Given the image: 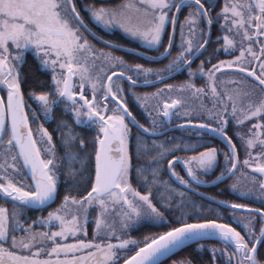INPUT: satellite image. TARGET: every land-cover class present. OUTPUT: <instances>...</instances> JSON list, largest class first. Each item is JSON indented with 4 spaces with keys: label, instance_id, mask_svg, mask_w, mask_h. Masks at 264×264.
Returning a JSON list of instances; mask_svg holds the SVG:
<instances>
[{
    "label": "snow or ice",
    "instance_id": "6c2138e0",
    "mask_svg": "<svg viewBox=\"0 0 264 264\" xmlns=\"http://www.w3.org/2000/svg\"><path fill=\"white\" fill-rule=\"evenodd\" d=\"M27 52L49 79L23 77ZM225 180L249 202L199 191ZM142 224L162 230L133 238ZM192 244L209 259L173 264H264V0H0V264H161Z\"/></svg>",
    "mask_w": 264,
    "mask_h": 264
},
{
    "label": "flooded vegetation",
    "instance_id": "af4514ba",
    "mask_svg": "<svg viewBox=\"0 0 264 264\" xmlns=\"http://www.w3.org/2000/svg\"><path fill=\"white\" fill-rule=\"evenodd\" d=\"M87 2H92V0H87ZM107 2L110 3V4H117V3H120L121 0H107ZM186 11H187V9L183 10V12L181 13L180 19H183L184 12H186ZM84 15H85V18L87 20V14L84 13ZM87 22L89 23V26L93 29V31H95L96 34L98 36H100L102 39L111 40V41H114V42H116L118 44L125 45V46L130 47V48H135L138 51H142V52L143 51H147L146 49L142 48L138 42L130 40L123 33H121L118 29L113 30L111 32H108V31H105L103 28L95 25L91 21H87ZM178 30H179V25H177V32H178ZM214 37H215V28H213V38ZM89 39L97 47H104V45L101 43L100 40H96L94 37H89ZM166 41H167V36L165 34V42ZM114 51H115V54L123 56L127 61L135 62V63H141V64H144L146 67H160L163 64L167 63V61L164 60V59H161L158 62H148V61L143 60L141 57L134 56L131 53L123 52V51H120L118 49L114 50ZM175 51H176V49L173 48V54H175ZM149 54L150 55H155L156 53L149 52ZM221 58H225V57L221 56ZM28 63L29 64H33L34 65V70L37 72V78H36L35 82H32V80L29 77V75H31L30 74L31 68H29L27 66ZM197 63H199V60H196L193 63V65H192L193 68L196 67ZM21 73H22L24 78H26L29 82H31L33 84H35L38 80H47V79L50 78L49 73H47L46 71H43L41 69V67L39 65V62L36 60L34 54L31 53V52H27L25 54V62H24V64L21 67ZM183 79H186V75L183 74V73H179V74H176L172 79H169L167 82L168 83H178L179 81H181ZM194 82L196 83V85L198 87L201 86V84H202V81L200 79H195ZM160 86L161 85H156L155 87H160ZM125 87H126V85H125ZM154 90L155 89H154L153 86L140 87V88L137 89V91L140 92V93L151 92V91H154ZM127 100H128V104H129L130 110H133L134 114H138L139 113V108L137 107L135 100L131 96H129L127 98ZM29 102L33 103V106L35 107V102L34 101H29ZM60 119L70 120V116L68 114L64 113L62 107H57L55 109V119H52V120H49V121L45 122V127L54 136V138H55V131L54 130L56 128L57 122ZM41 122H43V121H41ZM76 130L81 132L85 136L89 135V130L86 129V128L77 126ZM169 134L173 135V136L187 135V133H181V132L175 131V130H173ZM163 138L164 137H161V139H163ZM56 143L58 144L59 142L56 141ZM59 151H62V149H60ZM177 170L180 171V168L178 167ZM218 173H219V168L215 169V171L212 174L206 176L205 179L206 180H211ZM181 174L183 175L182 171H181ZM230 182H231L230 180H225L222 183H218V184H214V185L209 184V185H206V186H201L199 188V191L204 192L206 195L215 196L219 200H227L230 203L231 202L248 203L249 202L248 200L239 198L236 194H234L228 188V185H229ZM62 195H63V192L60 193L61 197H62ZM194 198L199 199L198 197H194ZM58 203H59V198L56 200V202L51 204L50 208L46 207V208H44L42 210L28 209L26 215L28 217H30V218H35L37 215H46L47 211H49L51 209H54L57 206ZM218 211L224 217L225 221H227L229 219L228 212H227L226 209H218ZM234 226H236V225H234ZM139 227H145L146 229H149V230L151 229L150 231H152V232H157V231H161L162 230V229L154 227V226H152L150 224H142ZM236 227H237L238 230H240L238 228V226H236ZM89 231H90V228H89ZM210 242H214V241H210ZM193 245H195V244H193Z\"/></svg>",
    "mask_w": 264,
    "mask_h": 264
},
{
    "label": "trees",
    "instance_id": "16d2710c",
    "mask_svg": "<svg viewBox=\"0 0 264 264\" xmlns=\"http://www.w3.org/2000/svg\"><path fill=\"white\" fill-rule=\"evenodd\" d=\"M27 66L31 68V72H30L31 75H29V77L32 80V82H35L37 78V72L34 70V65L28 63ZM148 230L149 229H146L145 227H139L135 231L132 232V235L139 237V236L148 234L150 232ZM208 243H215L218 245V242L216 241L208 242ZM185 258L196 260V261H199V260L206 261L209 259V253L207 251V248L200 250V249H196V245H189L179 250L178 252L174 253L171 257L163 260L161 264H168L170 261L182 260Z\"/></svg>",
    "mask_w": 264,
    "mask_h": 264
},
{
    "label": "rangeland",
    "instance_id": "374dc122",
    "mask_svg": "<svg viewBox=\"0 0 264 264\" xmlns=\"http://www.w3.org/2000/svg\"><path fill=\"white\" fill-rule=\"evenodd\" d=\"M139 226H141V225H138V226H136L135 228H133V229H131L130 230V235L132 236V231H134L136 228H138ZM239 228V227H238ZM151 230V229H150ZM150 230H148V231H150ZM148 231H146V232H148ZM144 235H142V236H139V237H136V236H132L133 238H136V239H140V238H142ZM219 246V245H218ZM176 261H180V260H176ZM168 264H173V261H170Z\"/></svg>",
    "mask_w": 264,
    "mask_h": 264
},
{
    "label": "water",
    "instance_id": "95a60500",
    "mask_svg": "<svg viewBox=\"0 0 264 264\" xmlns=\"http://www.w3.org/2000/svg\"><path fill=\"white\" fill-rule=\"evenodd\" d=\"M192 245H193V244H192ZM187 246H189V245H186L185 247H187ZM180 250H181V249H180ZM178 251H179V250H177L176 252H178ZM176 252H175V253H176ZM173 254H174V253H173ZM173 254H170L168 257H165L163 260H165V259L171 257ZM163 260H162V261H163Z\"/></svg>",
    "mask_w": 264,
    "mask_h": 264
}]
</instances>
